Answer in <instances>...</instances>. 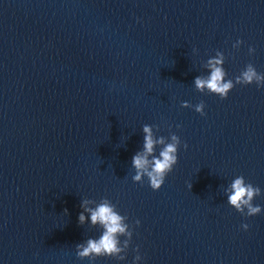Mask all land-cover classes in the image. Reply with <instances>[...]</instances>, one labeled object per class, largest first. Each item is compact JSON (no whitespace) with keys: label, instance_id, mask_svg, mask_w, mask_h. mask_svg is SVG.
<instances>
[{"label":"water","instance_id":"obj_1","mask_svg":"<svg viewBox=\"0 0 264 264\" xmlns=\"http://www.w3.org/2000/svg\"><path fill=\"white\" fill-rule=\"evenodd\" d=\"M217 54L224 99L195 86ZM249 63L264 74V0H0V264H264V86L235 84ZM146 124L181 141L155 191L132 180ZM237 176L259 214L228 204ZM105 200L132 236L80 257L104 231L81 204Z\"/></svg>","mask_w":264,"mask_h":264},{"label":"clouds","instance_id":"obj_2","mask_svg":"<svg viewBox=\"0 0 264 264\" xmlns=\"http://www.w3.org/2000/svg\"><path fill=\"white\" fill-rule=\"evenodd\" d=\"M241 41L237 40V44ZM253 49L249 48V53ZM223 63L220 54L216 58L208 60V68L211 70L210 76L205 78L197 77L195 79L196 89L203 92L205 89L210 94L218 95L221 99L226 98L228 92L234 87L232 80H225V72L220 65ZM255 83L258 88L264 86V74L258 73L254 66L249 63L245 70L240 73L235 79V84L249 85ZM181 107H191L187 102H183ZM195 111L204 115V103L201 101L196 104ZM179 127V125L177 126ZM143 151L137 152L132 157V166L136 170V174L132 177L133 182H141L142 177H146L149 186L153 191L158 190L164 182L166 175L172 171L173 166L177 163V150L181 144L177 135L171 134V142L166 143L164 137L154 139L151 127L149 125L143 126ZM157 145H162L159 154L154 155V148ZM187 148V145H183ZM151 157V159H149ZM191 187V186H190ZM261 190L259 187H254L251 183H246L243 176H237L231 183V192L228 194V204L243 216L250 217L261 212L259 205L254 206L252 201L254 197L259 196ZM87 201L82 202L81 207L85 212L90 214V221L93 225L99 223L103 226V233L98 240L89 239L87 246L77 245L78 256L85 257L89 255L95 256H113L124 251L123 248L118 247L120 243L119 237L125 236L131 238L132 232L129 231L128 224L124 223L125 217L114 210V206L107 200L98 204L94 209L86 208L84 205ZM79 222L81 224L85 221V216L80 213ZM137 225L139 221L135 222ZM242 229H247V224L241 225ZM125 247L128 245V240H125ZM120 259H124L123 256ZM141 256L137 254L134 257L135 264L139 261Z\"/></svg>","mask_w":264,"mask_h":264}]
</instances>
